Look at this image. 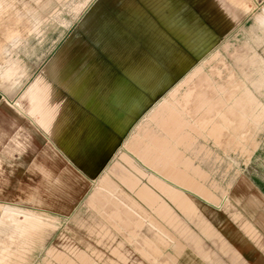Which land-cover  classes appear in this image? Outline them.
<instances>
[{"label": "crops", "instance_id": "1", "mask_svg": "<svg viewBox=\"0 0 264 264\" xmlns=\"http://www.w3.org/2000/svg\"><path fill=\"white\" fill-rule=\"evenodd\" d=\"M240 1L223 0L220 12L215 0H95L66 35L65 19L57 27L43 21L54 14L53 0H0V226L11 227L16 243L33 231L23 250L30 256L17 264H167L169 257L170 264H264L262 74L255 85L218 87L234 99L223 98L212 114L208 106L206 117L205 109L196 120L192 114L198 134L190 133L189 149L176 147L180 169L169 143L181 125L172 112L158 142L162 176L145 165L143 177L135 166L124 169L120 158L136 157L118 155L151 102L214 44L202 30L256 47L250 57L264 62V0ZM119 191L130 199H113ZM211 196L217 202L204 198ZM139 208L156 210L160 226L190 215L201 223L191 224L197 243H159L158 253L143 247L147 258L126 246V263L90 244L87 226L116 211L141 221L135 232L152 243ZM43 222L52 227L39 230Z\"/></svg>", "mask_w": 264, "mask_h": 264}, {"label": "rangeland", "instance_id": "2", "mask_svg": "<svg viewBox=\"0 0 264 264\" xmlns=\"http://www.w3.org/2000/svg\"><path fill=\"white\" fill-rule=\"evenodd\" d=\"M94 1L95 0H53L55 5L54 14L43 16V21L44 23H52L57 27L58 24H63V19H65L64 24L66 25L67 35L69 28L78 22L86 9L90 7ZM215 1L216 9L218 8V10L221 12L223 0ZM260 1L261 0H259V2ZM226 2H230L229 4L231 7H235L239 6L241 1L226 0ZM218 17L219 18L216 19H221L222 15H219ZM220 24V21L216 22V28L220 27ZM204 33H212L215 36L216 40L214 44L201 56L194 59L189 69L181 74L175 83H173L164 92L157 96L154 101L151 102L150 110H147L144 115L139 117V120L136 122L135 126L134 140L125 141L118 148V155L123 151L125 152V150H128L131 154H134L136 159L134 161V159L132 160L126 157V162L120 158L119 165L122 168L130 170L132 169V166H135L136 170L139 171V175L143 177L144 174L142 171L144 170L142 167L145 165V170H147V168L150 170V176H162L160 173V167L162 165V159L166 158V155L165 152L158 147V142H160L162 137L166 138L168 135L166 130H164L162 127V121L166 119L169 112L174 113L175 117L181 124L176 136L170 138L169 141V143L174 146L176 155V147L178 146H183L184 148L189 149L191 132L198 134L197 129L192 128L190 123L192 114L195 115L194 117L196 120L197 111L205 109V111L202 110V116L206 117V115L214 113L217 109L223 108L221 102L223 98L230 97V99H234L233 95L225 96L221 94L222 91L217 89L218 87H235L238 85L244 86L246 83L247 86H251L255 85L256 82L261 81V79H255L257 75L261 76L262 74L264 77V62H262V60L255 61V57H250V55L256 54V47L237 46L239 45V42L237 45H233V42L230 43L229 40H227L228 36L227 38L221 36L220 30H215V32H207L202 30L201 34ZM217 33L220 35L219 37H217ZM261 38H264V31L261 33ZM259 49L263 51L264 54V47ZM197 90L200 92V94H196ZM208 92H210L209 95H207ZM207 97L210 98V100H208L209 104ZM191 99H194V109L191 106ZM162 102H165V107L160 110L158 109V105ZM208 106L210 110H208L209 113L207 114ZM191 107L193 111L191 110ZM143 118H145V121H143ZM205 128V125L200 124L198 129L202 131L205 130ZM181 156V153H178L175 156L176 160L174 165L175 167L177 166L176 168L178 169H180L178 164H180ZM183 165H185V163H183ZM147 172L148 171H144L145 176L147 175ZM152 186L153 185L151 184V187ZM186 195L191 196L190 193H186ZM117 196L121 197L122 199H130L124 191H119L117 195L115 194L113 196V199ZM204 198L211 202H217V199L213 198L212 196L209 198ZM153 204L150 205L151 208H153ZM116 206L117 205H114L115 208ZM108 208H110V206L106 205L104 210ZM139 209L140 214L144 215V217L147 219L149 218L150 220L149 239L153 241L152 243L147 242L145 240L146 238L139 237L137 232H135V230H138L142 227L141 221H136L133 225L132 223L126 221V218L122 219L121 212L115 210L116 212H114L113 216H109L110 214H107L105 220H103L102 223L87 226V230L89 232L88 241L90 244L93 246L108 247L107 252L111 251L113 256L117 257L121 262L126 263L128 261V255L126 254L127 250L125 249L126 246H132L135 252L140 253L139 255L141 258H147L146 254L142 253L143 247L150 249L152 253H158L156 247L159 243L169 248L171 246L170 243L176 241V239L177 241L183 243L184 246H195L197 243L198 238L196 233L192 231L193 228L191 224H193V226H195L197 229L198 224L201 225V223L191 222L190 215H184L182 213L181 217L179 214L180 217L179 219L177 218V222L175 221L173 224H171L165 220V225L161 223L160 226L158 221L159 214L156 210L154 211V209H152V212L150 215H148V213L142 208ZM122 211L124 215H128V211L126 209L123 208ZM24 212L27 211H23L21 214ZM173 213L175 215L174 211ZM22 218L25 219V216L23 215ZM111 219H113L114 222H112ZM51 227L52 225L43 222V225L39 228V230L41 228L44 230ZM183 227H185V230H183ZM159 229L163 232L165 238L159 237ZM11 230L12 229L9 225L0 226V250L1 248L9 249V252L0 251V264H17L20 263L19 260H28V257L30 256L25 255L23 250L26 246V238L33 231L26 235L27 237H22V239L18 238L19 241L16 243L11 242L8 239L7 235L9 232H11ZM118 251H120L119 254ZM100 256H102V254H99L97 258H100ZM58 257L61 258L62 256ZM169 259L170 257L166 261L167 264H170ZM105 260L110 261V259L107 257H105ZM138 261V259H135V262ZM151 261L153 263L155 262L153 259H151ZM128 263H131V261Z\"/></svg>", "mask_w": 264, "mask_h": 264}, {"label": "snow or ice", "instance_id": "3", "mask_svg": "<svg viewBox=\"0 0 264 264\" xmlns=\"http://www.w3.org/2000/svg\"><path fill=\"white\" fill-rule=\"evenodd\" d=\"M97 146H99V145H97Z\"/></svg>", "mask_w": 264, "mask_h": 264}]
</instances>
